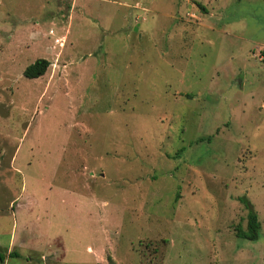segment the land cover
Masks as SVG:
<instances>
[{
  "label": "rangeland",
  "instance_id": "1",
  "mask_svg": "<svg viewBox=\"0 0 264 264\" xmlns=\"http://www.w3.org/2000/svg\"><path fill=\"white\" fill-rule=\"evenodd\" d=\"M0 254L264 264V0H0Z\"/></svg>",
  "mask_w": 264,
  "mask_h": 264
},
{
  "label": "trees",
  "instance_id": "2",
  "mask_svg": "<svg viewBox=\"0 0 264 264\" xmlns=\"http://www.w3.org/2000/svg\"><path fill=\"white\" fill-rule=\"evenodd\" d=\"M262 54V52H261ZM263 55V54H262ZM50 63L46 59H37L33 64L29 65L25 70H24V77L27 79H37L42 77ZM246 208L248 209L247 217H246V228L243 230L241 227L236 228V237L240 239H244L247 241H256L259 238L260 231H261V225L258 221V217L256 213L252 210L250 205L244 202ZM12 256H17L16 253H10L9 257ZM0 261L3 262L4 258L0 254Z\"/></svg>",
  "mask_w": 264,
  "mask_h": 264
},
{
  "label": "crops",
  "instance_id": "3",
  "mask_svg": "<svg viewBox=\"0 0 264 264\" xmlns=\"http://www.w3.org/2000/svg\"><path fill=\"white\" fill-rule=\"evenodd\" d=\"M200 26H201L202 28H207V29L210 30V31H212V30H213V27H214V26H212L211 24H208V25H206V24H200ZM239 86H240L241 88L244 87V81H243V79L240 80Z\"/></svg>",
  "mask_w": 264,
  "mask_h": 264
}]
</instances>
